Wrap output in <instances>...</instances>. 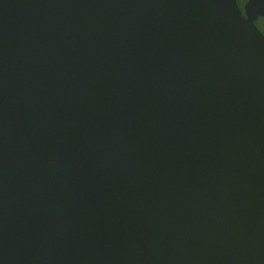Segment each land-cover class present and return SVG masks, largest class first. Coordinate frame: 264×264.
Wrapping results in <instances>:
<instances>
[{
    "label": "water",
    "instance_id": "1",
    "mask_svg": "<svg viewBox=\"0 0 264 264\" xmlns=\"http://www.w3.org/2000/svg\"><path fill=\"white\" fill-rule=\"evenodd\" d=\"M264 0H0V264H264Z\"/></svg>",
    "mask_w": 264,
    "mask_h": 264
},
{
    "label": "flooded vegetation",
    "instance_id": "2",
    "mask_svg": "<svg viewBox=\"0 0 264 264\" xmlns=\"http://www.w3.org/2000/svg\"><path fill=\"white\" fill-rule=\"evenodd\" d=\"M247 0L244 1V3L246 2ZM244 3L240 4L239 1L237 0V4H238V7L243 11V5ZM263 18V17H262ZM261 18H259L255 23L259 22ZM256 25V24H255ZM257 26V25H256ZM258 29L260 30L261 33L264 34V23H259V25L257 26Z\"/></svg>",
    "mask_w": 264,
    "mask_h": 264
},
{
    "label": "trees",
    "instance_id": "3",
    "mask_svg": "<svg viewBox=\"0 0 264 264\" xmlns=\"http://www.w3.org/2000/svg\"><path fill=\"white\" fill-rule=\"evenodd\" d=\"M260 22H261V23H264V17L261 18V19L259 20V22L255 23V24L258 26Z\"/></svg>",
    "mask_w": 264,
    "mask_h": 264
},
{
    "label": "rangeland",
    "instance_id": "4",
    "mask_svg": "<svg viewBox=\"0 0 264 264\" xmlns=\"http://www.w3.org/2000/svg\"><path fill=\"white\" fill-rule=\"evenodd\" d=\"M240 4L244 3L245 0H238Z\"/></svg>",
    "mask_w": 264,
    "mask_h": 264
}]
</instances>
